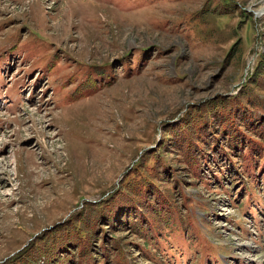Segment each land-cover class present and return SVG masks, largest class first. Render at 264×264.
I'll return each instance as SVG.
<instances>
[{"label": "rangeland", "instance_id": "374dc122", "mask_svg": "<svg viewBox=\"0 0 264 264\" xmlns=\"http://www.w3.org/2000/svg\"><path fill=\"white\" fill-rule=\"evenodd\" d=\"M0 264H264V0H0Z\"/></svg>", "mask_w": 264, "mask_h": 264}, {"label": "trees", "instance_id": "16d2710c", "mask_svg": "<svg viewBox=\"0 0 264 264\" xmlns=\"http://www.w3.org/2000/svg\"><path fill=\"white\" fill-rule=\"evenodd\" d=\"M240 97H242V95L240 96ZM223 100V99H222ZM238 101V100H237ZM240 101H242V100H240ZM226 102V100H224V103ZM231 102H232V100H231ZM223 103V104H224ZM229 103L227 102V103H225V105H224V108H226V107H228V108H232L230 105H228ZM225 124V126H227L228 124H229V122L228 123H224ZM217 127V126H216ZM221 128V126L220 125H218V127H217V129H220ZM130 207H132L131 205L130 206H126V205H124V206H120L119 207V209L117 210V211H114V212H112L111 213V216H112V218H110V216H108V217H106V216H104V219L106 220V218H107V221L108 222H113V219L116 217V216H118V212H119V210H120V212H123V209H125V208H130ZM129 214L127 215V213H124V214H122V218H121V220H123L124 218H125V220H127L128 218V216L131 214V215H133V219H137L138 217H140V218H143V217H146V213H144V210H141V208L139 209V211H138V213H136V210L133 212V211H129L128 212ZM137 217V218H136ZM129 220V219H128ZM132 220V219H131ZM130 221V220H129ZM137 221V220H136ZM148 226V222L147 221H145V223L144 224H142V226H137L136 227V230H140V232L141 233H143V230H144V228H146ZM169 226H171V228H173L174 230H172V237H175L176 236V231H175V223H174V218L172 219V220H170V224H169ZM142 228V229H141ZM150 231L151 232H154V233H156L152 228L150 229ZM170 233H171V230L169 231ZM179 232H181V231H179ZM165 235L167 236V232L165 233ZM184 235V234H183ZM79 237H80V239H83V236L82 235H78ZM76 238V237H75Z\"/></svg>", "mask_w": 264, "mask_h": 264}]
</instances>
